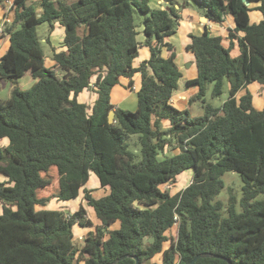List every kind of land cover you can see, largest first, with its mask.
<instances>
[{"label":"trees","instance_id":"trees-1","mask_svg":"<svg viewBox=\"0 0 264 264\" xmlns=\"http://www.w3.org/2000/svg\"><path fill=\"white\" fill-rule=\"evenodd\" d=\"M248 1L195 0L208 20L222 25L231 15L234 26L190 36L196 76L184 85L196 92L180 109L171 102L182 77L170 39L180 18L174 0H14L0 78L28 71L35 81L0 97V264H110L122 255L138 264H158L157 255L160 264H188L205 252L215 256L194 264H264V105L255 107L249 90L239 93L252 82L264 87V0ZM41 23L49 32L62 26L63 49L46 40L44 51ZM141 45L149 57L134 65ZM136 73V108L113 105L112 88L127 78L132 89ZM224 86L219 106L206 101L208 90L220 96ZM86 90L91 103L79 99ZM193 101L203 112L192 117ZM184 171L192 178L183 189L161 188ZM226 171L243 184L224 215L216 196ZM91 172L108 188L104 195L84 187ZM80 194L97 223L78 246L72 226H93L85 207L44 206Z\"/></svg>","mask_w":264,"mask_h":264},{"label":"rangeland","instance_id":"rangeland-1","mask_svg":"<svg viewBox=\"0 0 264 264\" xmlns=\"http://www.w3.org/2000/svg\"><path fill=\"white\" fill-rule=\"evenodd\" d=\"M174 1L177 3L175 5V8H178V11L180 12V16H182V13H186L187 10H194L195 12L200 13L202 15L205 13L204 6L200 2H196L194 4L192 0H174ZM161 2L164 3L163 1H161ZM163 5L165 6L166 4L164 3ZM255 15L259 16L260 14L258 12H252L251 18H254ZM228 17L232 18L231 15H228L226 18H228ZM142 18H143V14H141V13L136 14V24L138 25V27H141ZM178 25H179V20L177 21V25H176V32H177ZM46 28H47V24L41 23L37 26L36 31H37L38 37L41 40V44H42L44 51L49 52L50 46L45 40ZM178 37H179V35L172 36V40L177 41ZM137 38L141 39L142 34H139L137 36ZM142 48L148 49L149 47L146 45L145 46L141 45V46H139L138 49L142 50ZM184 52H186V51H184ZM48 54H50V53H48ZM189 54H190V56L193 57L192 52H190ZM179 57H180V54H179ZM46 58L47 59H45V64L50 65V63L52 62L51 61L52 59L49 60L48 58H51V56L47 55ZM137 58H138V55H137ZM179 60H180V58H179ZM189 64H190L189 59L184 60L185 66H184V68H181L183 78H180V80L178 82V84H179L178 89H181V90L180 91H177L178 89L175 90L174 94H176L178 92H182V88H186L184 85L185 84L184 82L186 80L185 78L188 79V77H190V78H192L193 76L195 77L196 68H195L194 64L191 66H189ZM122 80H124V79H122ZM34 81H35V79L32 77L31 73L28 71L24 75H22L21 77L14 79V80H5V79L0 78V97L1 98L9 97L12 94V90L15 87H17L19 89H27L28 87H30L34 83ZM115 86H118V84ZM124 86L127 89L125 88L124 90L120 89L117 91L116 90L111 91L110 92V100L114 105H118L119 107L121 106L124 109L134 110V108L136 107V104H134V101L136 100V92H135L136 90L135 89L129 90L126 84ZM256 86L259 87L258 83H256V82H253V85H251V84L248 85L250 90L255 89ZM187 89L190 90L192 93L196 92V88L194 86H190ZM123 91H124V95L126 96L125 98L123 95ZM252 96H253V103H254L255 107L261 108L264 105V97L261 96L260 94L258 95L254 91L252 93ZM87 97L85 94V96L81 97V98L83 99V98H87ZM226 97H227V87L226 86H224V92L220 96H214V97L211 96L209 90H208L207 94L205 95L206 101L210 102L214 106H219L226 99ZM120 99L122 102H120ZM174 104L180 109L184 108L186 105V104L184 105V103H181L180 100L179 101L176 100L174 102ZM189 112H190V115L192 117L199 115V114H202L203 109L200 107V102L199 101H193L190 105ZM131 136H135V135H131ZM4 142H5L4 139L1 140V143H4ZM128 147L131 150H136L137 149V143L133 144V142H132V144H129ZM191 178H192V172L191 171H184L182 174H179L177 176L175 182L169 183V184H164L161 186V188L162 189H168V190H170L171 193H175L178 190H181L185 186H187V184L191 181ZM222 180H223L224 185H223V188L220 190L219 194L216 196V200H220L223 202L222 214L225 215V207H226L227 199L229 198V196H232V195H237V199L240 197L241 187H242L243 181H242L240 175L235 171H226L222 175ZM84 187L89 189L93 196H102L109 191L107 187H102L99 184L98 177L92 172L90 173L88 180L84 184ZM78 205H83L85 207V210H86L85 217L89 218L93 223V226H87V227H82L78 224H74L72 226L74 240L76 241L78 246H81L86 233L89 230H92L94 228V224L97 223V219H96L92 209L89 206L85 205V200L82 197V195L80 194L76 198L70 199V200L65 201V202L58 200V199H55V198L50 199L46 203L44 208L61 209V210L67 209L70 213H72L73 211L76 210V209L74 210V208H76ZM37 208H39V206H37ZM236 208L238 210L240 209L239 203H236ZM0 211H1V207H0ZM117 225L118 224H113L111 227L114 228V227H117ZM154 259L158 264H160V260H161L160 255L155 256Z\"/></svg>","mask_w":264,"mask_h":264},{"label":"crops","instance_id":"crops-1","mask_svg":"<svg viewBox=\"0 0 264 264\" xmlns=\"http://www.w3.org/2000/svg\"><path fill=\"white\" fill-rule=\"evenodd\" d=\"M34 1L36 3L39 2V0H34ZM38 10H40V9H38ZM12 14H13V11L10 10V12H8L6 4H4L3 1H1L0 2V23L6 22V21H7L6 23L10 22L11 18H12ZM179 14H180V12H179ZM259 18H260V15L259 16L255 15L254 18H252V20L253 21H257ZM178 20H179V25H178V28H177V32H175V34L172 35V36L179 35L178 40L177 41H173L172 40V36H171L170 39L176 46V53H177L176 63L178 64V66L180 68V71H182L181 68H184V66H185L184 65V60H186V59L190 60L189 66L194 64V66L196 68V65H195V62H194V57L190 56V54H189L190 51H188L186 49V44H188L190 42V39H191L190 36L191 35H200L202 33L203 29L206 26L210 30L212 35L220 33L222 25L223 26H229V27H233L234 26V21L230 17L225 18L224 22L221 25L220 23L208 20L204 15H202L200 13H197L194 10H187L186 13H182V16H180V18ZM6 23H5V26H8V25H6ZM5 28H4V31L2 33H0V58L6 52L8 46H9V34L7 32H5ZM62 38H63V28H62V26L60 24L56 23V25L54 26V29L51 32H49L48 28H46L45 40H49L50 43L56 48V50L63 49V47L60 46V42L62 41ZM184 51H186V52H184ZM179 54H180V57H179ZM46 55L49 56L48 53H46ZM148 57H149V50L147 48H142V50L138 49V58H136L134 60V65H138L140 62L148 59ZM179 58H180V60H179ZM48 59L51 60V58H48ZM51 61L52 62L50 63V65L53 64V60H51ZM181 78H183V76ZM189 78L190 77H188V79ZM122 79H124V80H122ZM122 79H120V83L118 84V86H114L111 91H113V90L117 91V90H120V89L124 90L126 88L124 85L125 84L127 85L128 79L127 78H122ZM185 79H187V78H185ZM139 83H140V76H139V73H136L133 76L132 89L128 88L129 90H133V89L136 90L135 91L136 92V100L134 101V104H136V105H137V90H138V87H139ZM250 84L253 85V82L250 83ZM250 84H248V85H250ZM248 85H247L246 88L240 90L239 93L241 94V93L245 92L246 90H249L251 93H253V91H254L258 95L260 94L261 96L264 97V87L263 86H260L258 84L259 87L256 86L255 89L250 90ZM180 90L181 89H178L177 91H180ZM85 94H86V97L87 96L88 97L82 99L81 97H84ZM191 94H193V93L190 90H188L187 88H182V92H178L176 94H173V96L171 98V102L174 104V102L176 100H178V101L180 100V102L184 103V105H185L187 103L188 97ZM123 95H124V91H123ZM125 97L126 96L124 95V98ZM94 98H95L94 93L91 92V91H87V90L82 92V93H80V95H79V99L81 101L86 102V103H91L94 100ZM121 99H120V102H122ZM115 106H118V105H115ZM4 141L5 142L3 144H6L7 140L4 139ZM78 207H79V205L76 208H74V210L78 209ZM65 211H68V210L65 209Z\"/></svg>","mask_w":264,"mask_h":264},{"label":"water","instance_id":"water-1","mask_svg":"<svg viewBox=\"0 0 264 264\" xmlns=\"http://www.w3.org/2000/svg\"><path fill=\"white\" fill-rule=\"evenodd\" d=\"M192 1H193V3L195 4V0H192ZM243 1H244V3H245L246 5H249V4H250L248 0H243ZM113 117H114V111H110V113H109V115H108V120H109V122H112V121H113ZM127 256H130V257H132V258L134 259V264H138V257L135 256V255H122L121 257L115 259V260H114L113 262H111L110 264H116L117 262H119L120 260H122L123 258H125V257H127ZM206 256H215V255H211V254L208 253V252H205V253H199V254H196V255H195V256L189 261L188 264H194V263H195L197 260H199L201 257H206ZM216 257L222 258V259L226 260L227 262H229L228 259L225 258L224 256H221V255L218 256V255H217Z\"/></svg>","mask_w":264,"mask_h":264},{"label":"built area","instance_id":"built-area-1","mask_svg":"<svg viewBox=\"0 0 264 264\" xmlns=\"http://www.w3.org/2000/svg\"><path fill=\"white\" fill-rule=\"evenodd\" d=\"M2 1H3L4 4H6L8 12H10V10L13 11V9H14V7H13L14 0H2ZM6 22L0 23V33H2L4 31V27H5V23Z\"/></svg>","mask_w":264,"mask_h":264}]
</instances>
